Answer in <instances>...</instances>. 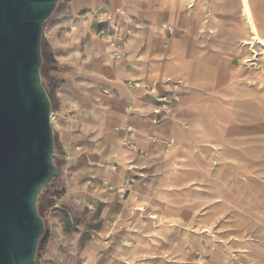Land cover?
<instances>
[{
    "label": "crops",
    "instance_id": "crops-1",
    "mask_svg": "<svg viewBox=\"0 0 264 264\" xmlns=\"http://www.w3.org/2000/svg\"><path fill=\"white\" fill-rule=\"evenodd\" d=\"M250 1L264 37V0ZM61 2L60 18L44 31L55 67L51 126L62 161L46 210L49 264H129L139 256L158 264L163 260L155 255L165 250H149L144 225L155 219L140 201L149 190L165 191L170 179L174 197H197L201 203L179 221L204 226L198 215L207 208L205 190L215 191L211 181L220 180L208 164L207 136L216 121L228 125L235 109L243 116L259 112L260 119L264 90L248 82L257 79L259 69L251 76L237 66L248 55L246 60H255L247 69L258 68L264 53H250L252 44L242 42L246 29L239 0ZM170 59L185 71L164 72ZM134 82L140 87L129 86ZM170 85L178 101L170 102L168 114L155 115ZM170 120L177 122L175 136L194 156L206 159L204 173L179 161L172 168L166 160L173 134L156 128ZM134 127H143L144 137L133 140ZM130 234L144 244L132 257L123 250Z\"/></svg>",
    "mask_w": 264,
    "mask_h": 264
},
{
    "label": "rangeland",
    "instance_id": "rangeland-1",
    "mask_svg": "<svg viewBox=\"0 0 264 264\" xmlns=\"http://www.w3.org/2000/svg\"><path fill=\"white\" fill-rule=\"evenodd\" d=\"M59 2L57 9L55 8L51 17L44 24L41 43V82L49 94L51 106L54 109L57 105L54 96L55 83H53L51 74L55 67L45 41L46 37H44V34L47 35V33L44 31L47 26L60 18L62 2L61 0ZM253 49L259 52L257 47ZM167 62L174 65L173 67L176 66L175 70L172 68L167 71L168 73L178 74L185 71V68L178 69L177 61L170 59ZM248 64L253 63H244L243 71L252 73L251 76H256L258 69L264 66V61H261L258 68L252 66L251 70L247 69ZM130 117L131 120L139 121L138 118H133L131 115ZM230 119L231 121L226 126L222 125V120L216 121L213 128L210 129V137L207 136L209 142L205 143L210 156L208 164L212 168L213 175L218 176L221 180L220 182L219 179H215L216 184H212L213 187L218 186L215 191L205 190L208 200L205 207L217 208L219 216L213 223L210 232H202V228L195 223L182 222L179 225L170 224L172 226L166 232L165 237L152 231L154 227H157L152 224L154 222H145L144 229L149 227V240H153L148 241L149 250H165L163 255L162 253L155 255L163 260L158 264H264V110H262L259 119V112H256L254 116H243L240 110L235 109L230 114ZM169 123L173 125L171 129L165 127L166 125L159 128L154 127L160 129L164 134H173V138L168 142L166 160L173 162L174 155L182 151V154L186 155L187 167H193V157L189 145L175 136L178 131V128H175L177 122L170 120ZM172 131L174 132L172 133ZM133 133V140L136 141L137 137H144L145 131L143 127H134ZM59 155V147L55 146L53 163L57 168L62 162ZM55 180L42 191L38 199V213L44 222V233L39 240L33 264H49L51 262V255L45 253L49 239L46 210L50 203V189ZM169 180L165 184V188H167L165 191L152 192L149 190L140 204L147 210L151 209L148 211L155 213L158 218L178 217L183 208L191 212L201 208L200 200L197 197L189 198L185 195L174 197L168 191L170 187H167V184L172 182ZM106 193H113V191L106 190ZM164 198L165 201H163ZM207 208L202 212H205L204 214L198 215V218L208 214ZM117 229V227L114 228V232H117ZM104 237L105 235L103 239ZM124 240L126 247L123 250H128V257L135 255V251L144 245L135 234H130ZM179 254L181 255L179 256ZM130 259H128L129 264H146L148 258L143 259L142 256H139L133 263H130Z\"/></svg>",
    "mask_w": 264,
    "mask_h": 264
},
{
    "label": "water",
    "instance_id": "water-1",
    "mask_svg": "<svg viewBox=\"0 0 264 264\" xmlns=\"http://www.w3.org/2000/svg\"><path fill=\"white\" fill-rule=\"evenodd\" d=\"M59 1L0 0V264L35 262L38 199L58 172L40 69L43 27Z\"/></svg>",
    "mask_w": 264,
    "mask_h": 264
},
{
    "label": "bare ground",
    "instance_id": "bare-ground-1",
    "mask_svg": "<svg viewBox=\"0 0 264 264\" xmlns=\"http://www.w3.org/2000/svg\"><path fill=\"white\" fill-rule=\"evenodd\" d=\"M187 1V0H186ZM189 1V0H188ZM195 5V3H194ZM239 7H240V10H239V14H240V18L243 20V24H244V27L246 29V33H245V39L242 40V42H244L245 44H252V48L251 50L249 51L250 53H256L255 50H253L254 48V45L258 47V50H260V52L263 54L264 53V37L262 36L260 30H259V27H258V22H257V18L255 17L254 15V12L252 10V5L250 3V0H239ZM70 24V23H69ZM73 24V23H72ZM71 24V25H72ZM66 26V25H65ZM67 38V37H66ZM244 44V45H245ZM248 49V48H247ZM247 49H245L246 52ZM249 50V49H248ZM248 52V53H249ZM248 57L245 56L243 57L242 59H240V63L238 64V68H242L243 64L244 63H248V62H251L252 60H255V59H250V60H246ZM250 58H252V56H250ZM260 60L261 61H264V55H262L260 57ZM260 61V62H261ZM176 64V63H175ZM163 66H166L164 69V72H167L168 70H175L174 68L176 67H173L172 64L166 62ZM232 66V65H231ZM250 66V65H249ZM235 67V66H234ZM232 68V67H231ZM230 68V69H231ZM177 69V68H176ZM233 69V68H232ZM231 69V70H232ZM233 71V70H232ZM259 75L257 77V79L255 80H248V82L250 84H253L255 86H259V87H262L263 90H264V66H261L259 68ZM75 106V105H74ZM51 120H53V117L51 118ZM165 127L171 129L173 127V125H171L170 123H168ZM140 132V131H139ZM133 137H134V133H133ZM175 142V141H174ZM172 145V144H171ZM174 147V145H173ZM177 148V147H176ZM178 149V148H177ZM189 150V149H188ZM192 157H193V167L198 170H200L202 173L205 172V166H206V159L203 158V159H199L197 158L196 156H194V154L192 153ZM176 161H179L180 162V166H187V161H186V155L182 154V151L179 152V153H176L174 155V160L171 164V167L172 168H176V166H179ZM200 172V173H201ZM215 179L217 178H213L211 183L212 184H216V181ZM172 186V182H169L167 184V187H171ZM218 186H214L213 188H217ZM165 196V194H164ZM166 198V197H165ZM165 198L163 199V201H165ZM145 207V206H144ZM141 210H143V208H140ZM185 210L187 209H181L180 210V213L182 215L188 214V212L190 213V211H186ZM190 210V209H189ZM198 210V209H197ZM208 214L205 215V216H202L200 218H198V223L199 224H204V226L202 227V232H210L211 228H213V223L215 222V219L219 216V211L217 208L215 207H211L208 209ZM194 212V211H193ZM139 212L137 213V216H139ZM151 214V217L153 219H155V222L152 223L153 225H156L157 227H154L152 229V231H154L156 234H161L163 235V237H165L166 235V232L170 230V227L173 225V224H176V225H179L180 223H182V221H179L180 219V216L178 217H172V218H169V217H162V218H158L156 216L155 213H150ZM150 217V218H151ZM158 224H162L161 226L158 225ZM172 224V225H170ZM152 228V227H151ZM158 229V230H156ZM149 241H153L152 239L149 240ZM124 242H126L124 240ZM149 244V243H148Z\"/></svg>",
    "mask_w": 264,
    "mask_h": 264
},
{
    "label": "built area",
    "instance_id": "built-area-1",
    "mask_svg": "<svg viewBox=\"0 0 264 264\" xmlns=\"http://www.w3.org/2000/svg\"><path fill=\"white\" fill-rule=\"evenodd\" d=\"M113 39H114V37L111 36L109 40L110 41H113ZM121 51L122 50L119 49L114 54V56H115L116 59H120V57H121ZM129 86L130 87H135V88H139L140 87L136 82H134L133 84H131ZM175 88H176L175 86L170 85L168 98H161V99L158 100L159 106L156 109L153 110V113L155 115H159V114H162V113L163 114H168L169 111H170V107H169L170 102H177L178 101V95L176 93V89ZM122 143H123L124 146H126V145L129 144V140L126 139V138H123V142Z\"/></svg>",
    "mask_w": 264,
    "mask_h": 264
},
{
    "label": "trees",
    "instance_id": "trees-1",
    "mask_svg": "<svg viewBox=\"0 0 264 264\" xmlns=\"http://www.w3.org/2000/svg\"><path fill=\"white\" fill-rule=\"evenodd\" d=\"M42 70V69H41ZM48 93V92H47Z\"/></svg>",
    "mask_w": 264,
    "mask_h": 264
}]
</instances>
